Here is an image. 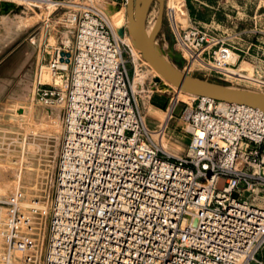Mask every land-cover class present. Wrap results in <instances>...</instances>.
Returning a JSON list of instances; mask_svg holds the SVG:
<instances>
[{
  "label": "built area",
  "instance_id": "1",
  "mask_svg": "<svg viewBox=\"0 0 264 264\" xmlns=\"http://www.w3.org/2000/svg\"><path fill=\"white\" fill-rule=\"evenodd\" d=\"M50 1L52 12L66 10L58 23L73 37L37 69L38 102L62 111L48 219L41 236L35 201L26 206L17 189L0 200V264H264V254L256 258L264 249V113L194 96L178 116L185 152L165 151L138 108L125 31L115 35L100 0ZM173 29L183 73L195 66L230 76L234 47L213 37L216 29L196 20ZM237 69L235 78L264 93V71L255 79Z\"/></svg>",
  "mask_w": 264,
  "mask_h": 264
},
{
  "label": "rangeland",
  "instance_id": "2",
  "mask_svg": "<svg viewBox=\"0 0 264 264\" xmlns=\"http://www.w3.org/2000/svg\"><path fill=\"white\" fill-rule=\"evenodd\" d=\"M108 6L114 9L113 12L108 9L110 18L114 14L120 17L117 29L122 34L125 31L123 37L129 44L125 8L117 10L115 5L108 4L107 8ZM53 8L41 13L37 12L39 7L33 4H19L18 9L13 12H3L0 8V200L17 189L22 193L24 202L37 203L38 212L41 211L38 204L45 205L44 213L39 216L41 236H44V224L48 219L62 111L59 108H45L38 102L36 93H33L36 85L35 69L46 64L54 46L65 41L66 37L72 41L73 37L72 27L58 23L66 10L57 9L52 12ZM157 9V2H153L147 15V30L154 23ZM192 20L210 25V28L216 29L211 34L213 37L222 40L224 46L234 47L229 63L235 64L227 66L230 72L242 73L237 69L242 68L243 73L252 74L255 79L263 75L264 0H164L163 23L156 37L155 47L160 55L180 71H184V65L177 49L173 25L178 30L185 29ZM17 28L18 34H13ZM249 44H255L256 47L248 49ZM38 48L40 55L37 63ZM255 55L261 62L251 58ZM138 57L140 56L136 54V69L145 75H142L133 91L143 121L153 132L152 138L165 151L174 155L183 154L189 138L185 125L178 121V116L186 106L193 107L194 103L191 98L178 94L174 88L169 92L160 91L153 85L152 72ZM255 65L259 66L257 71ZM127 69L130 76V63H127ZM190 73L191 76L233 88L254 91L261 89L235 78L234 75L225 79L211 69L194 66ZM42 81L46 80L42 78ZM173 104V115L166 121V110H170ZM21 107L24 109L23 116L16 112ZM160 127L164 130L158 135L156 131ZM224 183V179H221L217 188L221 189ZM2 215L3 208L0 205V218ZM3 248L0 236V255ZM263 254L264 249L257 253L256 258L262 260Z\"/></svg>",
  "mask_w": 264,
  "mask_h": 264
},
{
  "label": "water",
  "instance_id": "3",
  "mask_svg": "<svg viewBox=\"0 0 264 264\" xmlns=\"http://www.w3.org/2000/svg\"><path fill=\"white\" fill-rule=\"evenodd\" d=\"M153 2L158 4L157 15L149 34H147L146 20L149 8ZM116 9L119 10V6H116ZM163 11L164 0H125L128 29L132 35L134 45L142 54L143 60L166 80L171 87L181 88L184 92L198 97H207L224 103L249 106L264 113V93L233 88L185 74L159 54L155 47V40L163 23ZM157 87L162 92L171 91V88H168L163 83H159Z\"/></svg>",
  "mask_w": 264,
  "mask_h": 264
},
{
  "label": "bare ground",
  "instance_id": "4",
  "mask_svg": "<svg viewBox=\"0 0 264 264\" xmlns=\"http://www.w3.org/2000/svg\"><path fill=\"white\" fill-rule=\"evenodd\" d=\"M99 2V3H98ZM97 3V7L104 13L110 27L112 28L113 32L115 33L116 36H121L122 33H119V30L117 29V26H118V23H119V19L120 17L116 14L112 15V17L110 18V13H109V10L108 9H111V12H113L114 9L111 8V6L107 8V5L108 4H112V5H115L113 2L111 1H107V0H100L98 1ZM174 2V1H173ZM172 2V3H173ZM177 3V2H176ZM19 4H33L34 6H38L39 7V10L37 12L41 13L42 11L43 12H47L50 8L54 7V3H52L50 0H39L38 2H32L31 0H4V1H1L0 2V8L3 12H13L15 11L16 9H18V6ZM116 7V5H115ZM125 8V7H124ZM173 8V6H172ZM171 8V9H172ZM174 10V9H173ZM174 16V15H173ZM126 20H127V17H126ZM23 22V21H22ZM22 25L21 22H19ZM19 24V25H20ZM16 28V27H15ZM21 28V27H20ZM152 28V27H151ZM150 28V30H151ZM21 30V29H20ZM150 30H147V27H146V32L147 34H149ZM18 31V28L13 31V34H18L17 33ZM127 33L130 37V41H129V44H131V50H132V55H133V60L135 61V56L136 54L140 57H142V54L141 52L139 51V49L134 45V42H133V38H132V35L128 29V21H127ZM122 37V36H121ZM125 42H126V39H124ZM68 39L66 37L65 39V42H67ZM143 60V58H142ZM144 64L147 65L148 67V70L150 72H152V77L154 78L152 81H153V85H158L159 83H163L165 86H167L168 88H174L176 89L177 93L178 94H183L189 98H193L194 95H191V94H188L186 92H184L181 88H176V87H171V85L166 81L164 80L149 64H147L144 60H143ZM137 64V62H135ZM38 67L35 69V83L37 82V79H38V73H37V70ZM182 72V71H181ZM230 76H238L237 73L235 72H229ZM142 75H145V74H140L139 71L136 69V72H135V77H134V81H133V84H132V88L135 89L137 86H136V83L142 78ZM42 78L43 80H46L45 82H48L50 77L48 74L46 73H43L40 77V80L42 81ZM139 83V82H138ZM138 89V88H137ZM33 93L35 94V88L33 89ZM220 102V101H219ZM220 103H223V102H220ZM20 107V106H19ZM18 115L20 116H23L24 114V109L21 107L18 111H16ZM28 121V120H27ZM26 128V127H25ZM13 172V171H12ZM11 184V183H10ZM10 188V187H9ZM8 190V189H6ZM24 204L26 206L29 205V203H26L24 202ZM38 207L39 209L41 210H45L46 207L45 205H39L38 204Z\"/></svg>",
  "mask_w": 264,
  "mask_h": 264
},
{
  "label": "crops",
  "instance_id": "5",
  "mask_svg": "<svg viewBox=\"0 0 264 264\" xmlns=\"http://www.w3.org/2000/svg\"><path fill=\"white\" fill-rule=\"evenodd\" d=\"M39 55H40V51H39V48H38V53H37V56H36V58H37V63H38V61H39ZM37 66H38V64H37Z\"/></svg>",
  "mask_w": 264,
  "mask_h": 264
}]
</instances>
